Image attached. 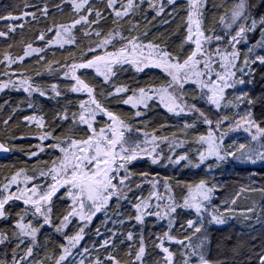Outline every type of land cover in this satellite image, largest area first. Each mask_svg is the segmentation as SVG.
Returning <instances> with one entry per match:
<instances>
[{
  "label": "snow or ice",
  "instance_id": "obj_1",
  "mask_svg": "<svg viewBox=\"0 0 264 264\" xmlns=\"http://www.w3.org/2000/svg\"><path fill=\"white\" fill-rule=\"evenodd\" d=\"M16 9L0 12L6 41L28 17L51 19L35 35L42 47L0 48V93L25 94L0 121V153L27 157L0 180V264H264V237L251 224L235 238L214 241L211 232L236 218L230 205L240 193L264 196V0L211 8L209 0H43ZM157 18L176 27L150 38ZM52 48L67 54L49 59ZM44 74L64 87L38 82ZM160 110L170 122L146 119ZM230 162L261 169H248L247 187L217 203L223 185L212 173ZM143 163L205 176H161ZM256 212L253 204L240 216L264 222V207ZM98 214L103 230L91 227Z\"/></svg>",
  "mask_w": 264,
  "mask_h": 264
},
{
  "label": "trees",
  "instance_id": "obj_2",
  "mask_svg": "<svg viewBox=\"0 0 264 264\" xmlns=\"http://www.w3.org/2000/svg\"><path fill=\"white\" fill-rule=\"evenodd\" d=\"M43 0H0V12H4L5 10H12L16 11V5H19V10H24V4H36V3H42ZM49 4L52 3V0H47ZM213 0H209V7L211 8ZM216 3L221 2V0H215ZM144 8L147 9V5H144ZM32 10L31 8L29 9ZM70 8L65 7V13H70ZM264 11V9H262ZM51 12L55 14V18L57 22H66L67 21V15H61L55 8L51 9ZM151 11H148V17L151 19L152 15ZM39 15V13H37ZM51 17L48 21L41 18L38 22L33 21L31 17H28L25 21V29L21 32L19 29L15 34H13L7 41L4 38H0V48L6 47L7 43H13L15 45L14 51L20 52L22 50V47L27 42H32L34 46L36 47H42L43 43L35 40V35L37 34L38 30H43L45 28V24L50 22ZM139 19V17H137ZM162 18H157V20L153 21L152 24L148 25V29L150 30L149 35L150 38L153 35H158L159 33H165L170 32L172 29L176 27V24L172 25H166L161 23ZM111 22L109 21V24ZM5 24L4 22L0 21V28H4ZM127 27V25H125ZM144 21L141 19V29L140 31H144ZM51 35V34H49ZM80 33L77 32V37L79 39ZM172 39H177V37L173 36ZM53 53L55 54V58L59 59L63 55H66L67 53L64 50L52 48L47 53V58L52 59ZM26 66L29 68H32L34 66V60H26L25 61ZM43 71V69H41ZM155 71V70H153ZM38 82L44 84V85H50L51 83H59L61 88L64 87V81L60 80L57 77H52L47 74H44L41 77L36 78ZM126 79V77H125ZM257 93L260 91V87H256ZM70 99L76 100V97L69 96ZM25 99V94L23 92H14V91H5L3 93H0V121L3 119H6L9 115L11 109L16 106L17 103L23 101ZM5 101H8V104H5ZM61 103H64V101H61ZM55 105L54 101H47L46 102V109L53 108ZM121 108L124 111H128L129 109L126 106H121ZM31 110H26L25 112L17 113V115L14 117V120H19L22 118L25 114H30ZM146 119L151 120V122L154 125H158L161 122L169 121L170 118L165 116L162 110H160L158 113H148V116ZM4 128L2 122H0V136H3L4 134ZM175 130V129H173ZM21 132L26 131L21 127ZM243 133L240 134L241 138L243 137ZM17 144H23L25 147L28 146L29 143L35 144L37 141L35 140H17ZM167 150V149H165ZM44 159H47V156L43 157ZM27 160V157L23 155L21 152H15L10 153L7 157L0 158V180L3 179V177L14 168V166H23L24 161ZM35 163V161L28 162L29 167ZM139 168L143 170H149L153 173L158 172L161 176L169 175V176H175L179 179L183 180H192V179H199L205 176V171L203 169H174L172 167H169L167 169L160 167V166H150L147 163H143L141 165H138ZM248 169H252L253 171H258L261 169V165L257 164L255 166L252 165H236L235 163H226L222 165L218 170L214 171L212 175H214L219 183L223 185V187L216 193V202L220 203L225 199H231L232 197L236 196V193L239 192V189L244 186L247 187V185L250 183L249 181V172ZM264 174V173H262ZM257 184H260L259 177H257ZM253 204L257 205V212L256 214H260V208L264 207V196L261 195L259 192H242L240 193L239 197L236 199L235 205H230L233 207L236 211V218L229 220V222L226 225L223 226H213L211 229L212 235L214 237V241L216 239H220L223 236L231 234L234 238L237 237L241 233H247L251 231L247 225L251 224L255 232L254 234L260 237H264V222L257 223L256 219L253 218L250 221H244L243 217L240 216V213L246 211L248 207L253 206ZM103 215L98 214L97 218L94 219L92 224V229H94L97 226H101V221L103 220ZM264 220V218H262ZM0 227H3V222H0ZM101 230H103L101 226ZM51 234V233H47ZM243 240H247V236H241L240 237ZM59 241V237H55L53 239V242L49 247L51 248L55 243ZM44 242V237H41V243ZM87 242V237H86ZM255 243H259V241H256ZM0 248H3V246H0ZM41 255L43 252L40 253ZM2 255V253H0ZM213 256H219V258L223 259L224 256L218 254L215 251V247L213 246ZM240 264V262H238Z\"/></svg>",
  "mask_w": 264,
  "mask_h": 264
},
{
  "label": "water",
  "instance_id": "obj_3",
  "mask_svg": "<svg viewBox=\"0 0 264 264\" xmlns=\"http://www.w3.org/2000/svg\"><path fill=\"white\" fill-rule=\"evenodd\" d=\"M9 154H10V153H8V154L0 153V158H2V157H7V156H9Z\"/></svg>",
  "mask_w": 264,
  "mask_h": 264
}]
</instances>
